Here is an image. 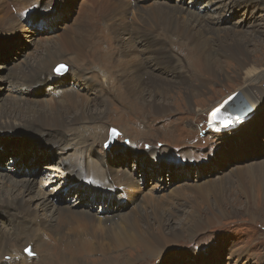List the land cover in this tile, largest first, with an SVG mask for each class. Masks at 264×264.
<instances>
[{
  "label": "bare ground",
  "instance_id": "obj_1",
  "mask_svg": "<svg viewBox=\"0 0 264 264\" xmlns=\"http://www.w3.org/2000/svg\"><path fill=\"white\" fill-rule=\"evenodd\" d=\"M5 1L10 3L9 0H0V11L2 12L6 10ZM212 1L205 4L206 9L204 8L203 12L193 13L181 9L180 6L169 8L168 5L158 1L154 6L147 7V2L144 0H139L137 3L136 0L135 3L131 0H85L80 7L81 13L85 14V18L79 20L82 29L76 34H65L56 47L47 45L43 56L40 55L42 58L38 61L35 59L36 62H32L33 64L27 63L24 69H21L19 73H11L6 80L16 88L21 99L7 106V109L2 112L0 131L9 133L20 131L14 133H21L20 135L31 134L26 130L35 131L43 140L46 139L50 144L61 147H57L59 150H69L75 153L79 151L85 156L86 152L92 151L97 142L104 143L105 136H107L104 130L107 127L103 126L105 128L102 129L100 126V123L103 125L107 123L104 117L108 115L111 104L109 100L104 99L105 94H111L109 90L106 91V83L117 92L119 101L128 102V105L136 110L164 114L173 109L172 102L176 101L186 103L185 100H187L186 104L190 108H195L198 102L204 101L203 97L206 96L210 81L220 82L221 76L229 79L223 64L227 66L234 64L240 72L239 77H242L241 87L237 91L241 100L235 104L237 106H233L239 97L237 95L236 99L234 98L228 104L224 103L221 107L229 106L238 115L240 122L233 126L234 129H226V132L221 134L226 140V146L223 149L225 153H229V148H240V145L232 146L230 141L233 138L230 137L238 136L241 141L247 135L250 137L258 135L251 125L252 120L249 124L245 117L249 114L255 117L257 113H264V108L262 109L264 98L255 92L258 88L256 85L259 87L264 85V64L251 57L249 48L252 43L251 32L250 37L241 38L240 35L246 33L243 26L240 31L236 32L226 29L223 22L231 18L232 9L242 7L249 9L254 2L257 3L256 9L260 5L264 12V4L261 0H230L228 4H225V0H222V4L216 5L218 11L212 5ZM65 3L66 0H57L59 5L56 8L52 7L50 2L51 8L42 9L38 19L30 17L29 11L15 16L13 12L8 13L7 16L0 18V37L17 38L19 32H22L25 27L24 23L48 25L52 19H55L57 10ZM64 9L67 8L64 7ZM47 13H52L50 19L44 18ZM171 13L173 18L166 17V14L172 15ZM128 14L134 15L131 19L133 24L127 22ZM250 27L253 28L252 37L263 34L257 20H253ZM45 34L49 33L45 32ZM3 39L0 38V43H8V41H2ZM122 41H124L123 46ZM65 60L69 64V73L72 77L66 82L56 77L54 69L57 64ZM190 63L195 70L188 67ZM156 68H162L163 71L159 72ZM107 70L111 71L110 77V72H106ZM97 73L103 74L102 80H98ZM172 75L173 77L169 78ZM145 76L148 77L146 81ZM77 80H81V86L87 93L78 91V87L81 86L75 85ZM146 82L150 86L147 87ZM176 83L185 85L188 89L180 92L179 99L172 100L165 92V87L167 91H170ZM44 84H49L47 89L52 95L50 102L36 105L31 103L29 98L21 95L22 90H31L33 87L36 88L34 95H39L38 88ZM91 91L95 92L93 97L95 100L91 96L85 97ZM121 91L126 94V97ZM169 99L172 101L170 102ZM102 106L107 108L99 111L98 107ZM213 110H218V108L211 104L209 111ZM207 117L209 122L213 123L212 117L209 115ZM153 119L154 122L157 121ZM245 121L248 124H245ZM214 124L213 127L218 125ZM239 127H243L241 132ZM124 129L128 130L125 127ZM148 131L155 133L152 127ZM148 131L132 132H135L137 138L145 141L149 136L146 135ZM117 135L111 136L112 142ZM34 150L26 148L23 151V157L26 158L33 152L30 161L35 160ZM111 150L115 152L114 148ZM131 151V153H136ZM10 153L14 156L9 166L16 165L12 167L11 171H14L19 167V161L22 160L20 159L22 152L12 150ZM4 154H9L8 150H0V160ZM123 154H125L124 150L113 153L111 162ZM151 155L157 161L159 158H166L156 149H151ZM249 155L251 156L250 153ZM105 157L93 160L85 156L83 163L79 162L77 165L73 157L71 165L58 166L59 173L55 175V182L60 184L59 191L65 189L64 183L70 174L75 176L76 181L78 177L81 183L67 188L65 192L62 191V196H58L55 200L53 197H48L42 190L39 191L40 189L36 190L32 187L28 178L18 181L14 178L13 172L7 175L0 173V215L4 216L0 220V264H91L84 256L114 251L121 253L124 248H130L129 253L123 252L117 259L105 257L97 264H131L133 258L128 257V254L135 253L139 257L143 255L158 258L161 251L171 244L170 237H180L181 233L168 225L170 218L165 220L162 217V208L157 199L143 194L141 184L138 183L140 179L135 174L132 175L121 168L110 167ZM69 160L68 157L63 158L62 165L63 162ZM135 162L139 160L136 159ZM150 165L148 164L149 167ZM148 166L144 162L143 167L145 168L142 167V172H148L146 169ZM148 170L150 172V169ZM86 179L96 181V184H100L107 190L123 188L122 196L128 197L134 186H138L140 189H138V200H133L134 206L129 209L124 208V212L119 208L120 213L112 208L116 205H109L101 198L109 210L100 213L103 204L97 206L99 197L94 204H83V201L90 199L88 194H91L83 192L82 181ZM40 180L41 186L48 185L45 176ZM157 187L159 184H155L153 188ZM75 191L76 202L68 204L69 195ZM246 192L250 195L252 190L247 188ZM179 193L180 191H175V195ZM107 196L110 203H115L112 195ZM147 208L151 209V214L147 212ZM141 218L146 221L145 226L139 225L138 221ZM3 221L9 224L8 228L2 225ZM209 224H214L212 217L199 221L197 227L204 229L209 227ZM27 248L33 250L34 257L25 255L24 251ZM28 253L30 254L29 251ZM35 257L38 258L37 262L32 260ZM7 258L9 260H6Z\"/></svg>",
  "mask_w": 264,
  "mask_h": 264
},
{
  "label": "rangeland",
  "instance_id": "obj_2",
  "mask_svg": "<svg viewBox=\"0 0 264 264\" xmlns=\"http://www.w3.org/2000/svg\"><path fill=\"white\" fill-rule=\"evenodd\" d=\"M23 1V5L26 4L18 9L20 13H26L31 10L32 0H27V2L26 0ZM37 1L39 2V9L46 7L45 4L47 0ZM84 1L85 0H66V3L55 13V15L58 13L55 19H52L48 25L40 26L39 24L24 23L25 27L22 32H19L17 38H9L10 36L0 37L12 41L6 44L0 43V67H2L0 68V118L2 112L7 109V106L21 99L17 91V94H14V91L8 89V87L13 86L6 82L11 73H19L21 69L25 68L27 63L33 64L38 61L39 58H42L41 56H43V52L46 50L47 45L56 47L58 43L63 40L65 34H76L78 30H81L82 28L79 20H83L85 14L81 13L80 7ZM157 1L168 5L169 8H177L180 6L183 10L200 13L201 11L203 12L205 4L211 0L197 1V4H199L197 7L195 6V0H147L145 2H147V7H150L157 4ZM221 1L222 0L212 1L215 3L214 7L218 11L219 9L216 4L219 6L222 4ZM261 1L264 4V0ZM229 2L230 0L224 1L225 4ZM13 4L14 2L5 3L6 10L4 12L0 11V18L7 16V14L11 12H13L14 16L17 14V9L14 7L15 4ZM58 5L57 0H54L52 7L57 8ZM256 5L257 3L253 2L249 9L247 7L232 9L230 14L231 18L223 22V25L226 29L236 32L237 30L240 31L243 26L242 28L246 30V33L241 34V38H248L250 36L252 38V43L249 45L251 57L260 60L264 64V46H260L264 45V12L261 10L262 7L260 5L258 9H256ZM64 7L67 9H64ZM133 16V14H128V23L133 24L131 20ZM166 17L173 18V14H166ZM171 20L175 21L174 19ZM253 20H257L260 24L263 32L261 36L257 35L256 37H252L254 35L252 33L253 28L250 26ZM137 23L140 24L139 21H137ZM43 28L45 31L40 32V29ZM45 32L51 35L49 36V34H45ZM12 36H14V34ZM49 37L51 38L49 39ZM123 42L124 41H122V46ZM219 56L222 57L221 55ZM60 65L66 68V72L62 75L55 71L56 77L64 79L66 82L68 78H72L70 75L66 76L67 73H69V64L67 60H65V62L57 64L54 69ZM223 65L229 75V79H224V76H221L220 82L210 81L208 91L206 90V96L203 97L204 103L198 102L195 108H190L189 105L186 104L187 100H185L186 103L180 101L172 102V106H174L173 109L168 110L164 114H154L152 111L146 112L143 110H136L133 106L128 105V102L119 101L117 92L113 91L109 84L106 83V91L109 90L108 92L111 94H105L104 99L109 100L111 104L107 112L108 115L104 117L107 123L105 125L100 123V126L102 129L107 127V129H104L105 135H107L105 138L107 140L104 138V143L102 141L97 142L92 151L96 149V152H102L104 147H110V149L119 148L120 150H124L125 154L115 158V161H113L116 162V164L113 165L114 168H121L132 175L135 174L139 179H148L151 175L157 177L153 182L159 184V187H157L158 191L155 194L148 192V189L154 187L151 185V180L142 183L140 185L141 190L145 196H152L157 199V202L162 208V217H164L165 220H167L166 218H170L168 225L181 233L178 238L170 237L171 244L161 251L158 258L150 256L144 257L141 254H139L141 255L139 257L135 253L132 255L128 254V257L133 258L131 264H264V113H257V116L254 117L253 115L252 118H248L247 120L249 124H251L250 121L252 120L251 125H253L258 135L252 137L247 135L241 141H239L238 136L230 137L233 138L230 141V143L233 144L232 146L240 145V148H229V153H225L223 150L226 146V140L223 138L224 135H216L210 131L208 124H206L208 121L207 115L212 112L209 111L211 104L219 108L230 96L237 93L242 84V77H239L240 72L236 65ZM188 67L195 70L191 63L188 64ZM156 69L159 70V72L163 71L162 68ZM106 72H110V77L111 71L107 70ZM97 75L99 77V79L97 77L98 80L103 79L102 73H97ZM145 77L144 80L146 81L148 77ZM172 77L173 75L169 78ZM67 83L70 84V82ZM145 84L147 87L150 86L147 82ZM75 85L81 86V80H77ZM48 86L49 84L40 86V89L38 88L39 92H43L47 96V94H49L47 89ZM256 86L258 88L255 92L264 98V85H260L261 87L258 85ZM187 89V86L178 85V83H176L170 91H167L165 87V92H167L172 100H175L177 98L179 99L178 96L180 92H185ZM25 91H27L25 96L29 98L31 103L36 105L42 104L43 102H50L52 99L50 97H43L45 95L38 97L40 94L34 95L36 91H29V89ZM78 91L84 94L87 93L85 88L83 89V86L78 87ZM259 92H261V94ZM94 93V91L93 93L91 91V93H88L85 97L89 98V96H91V98H93ZM121 93L126 97L123 91H121ZM239 97L236 103L234 102V105L232 104L234 107L237 106L235 104H238L241 100V96ZM93 99L95 100V98ZM171 99H169L170 102L172 101ZM131 103L133 104V102ZM93 104H95L94 101ZM106 108L107 107L102 106L98 107V110H105ZM263 108L262 106V109ZM153 118L157 119V121L154 122ZM245 124L248 123L245 121ZM124 127L128 130H125ZM150 127L155 130L154 134L148 131ZM238 129L241 132L243 127H239ZM112 130H116L118 133L114 142L111 141ZM136 130H138L137 133H139V131L143 133L144 131H148L146 134L149 135L148 139L142 141L137 138L135 132H132ZM26 131L31 134H36L35 131ZM125 131H127L126 135ZM10 132L19 133L20 131ZM0 133L9 132L0 131ZM249 133H251L250 129ZM45 141L48 142L46 139ZM151 149H156L159 153L162 152L163 156H166V158L162 157L157 161V159L151 155ZM131 150L136 153H131ZM11 151L12 150H8L9 154H4V156L1 157V174L7 175L13 172L15 175L14 178L18 181L28 178L32 187L36 190L40 189L39 191L42 190L48 197H53L54 200L57 199L58 196H62V189L60 191L58 190L60 184L54 187V184L50 185V183H48V187L50 185L55 189L51 194L47 192V187L45 189L40 185L42 183L40 178L48 176L52 166L43 167V175H35V168L37 165L34 166L33 164L41 162L55 163L56 157L51 154V151L34 150L36 152L35 160L30 161L33 152L26 158L22 157V160L19 161V167L14 171L11 170L12 167H16V165L9 166L14 156L10 153ZM78 152L79 151H77L74 156L76 165L79 162L83 163L84 159H86L81 152ZM149 152L150 155L148 157L151 168L147 165L148 167H146V169L148 172L144 173L142 172V169L145 168L143 167V163L146 162L147 158L145 156ZM103 156H106V154ZM69 159L68 157V160ZM136 159L139 160V162H135ZM159 161L168 162L170 164V170L165 169V171L162 172L160 170ZM70 163L72 164V158L69 161L63 162V165L53 166L63 167L65 164L71 165ZM153 164H155V166H153ZM192 165H195V172L190 176L187 166L190 167ZM175 168H177V171H174ZM183 168L186 169L183 170ZM148 169H150V172ZM71 175L72 174L69 176ZM62 176L65 177L64 175ZM66 178L67 181L68 177ZM76 182V184H79L81 180L77 177ZM137 187L138 186H134V189L130 193L132 195V200L135 201L138 200V193L140 190L139 187ZM247 188L252 190L250 195H247ZM176 190L180 191L179 194H176L177 196L175 195ZM75 196L76 191L69 195L70 199L67 198V200L69 199L67 203L71 204L72 202V204H74L76 202ZM97 198L98 196L93 195L91 199H86V201H83L84 198H82V201L85 205L87 203L94 204ZM102 199H97L98 207L99 205L105 204L102 202ZM105 208L109 207L105 206ZM112 208L121 213V210L116 206ZM122 211L124 212V209ZM147 212L149 214L152 213L149 208H147ZM208 217L213 218L214 224H209V227L204 229H198V222L207 220ZM0 218V220H2L4 216L0 215ZM138 223L140 226L146 225V221L142 218L139 219ZM2 225L8 228L9 224L3 221ZM27 250L30 252L29 254L28 251H24L27 257L35 256L31 248H27ZM129 250L130 248H124L121 253H119V251H114L106 253L107 255H86L84 258L89 260L91 264H97L99 261L104 260L105 257L117 259L123 252L129 253ZM154 250L157 251L156 249ZM6 260H9V258ZM32 260L37 262L38 258L35 257Z\"/></svg>",
  "mask_w": 264,
  "mask_h": 264
},
{
  "label": "water",
  "instance_id": "obj_3",
  "mask_svg": "<svg viewBox=\"0 0 264 264\" xmlns=\"http://www.w3.org/2000/svg\"><path fill=\"white\" fill-rule=\"evenodd\" d=\"M66 69V68H65ZM66 72V70H62L60 74L63 75V73ZM220 115L218 118V122L223 126V127H230L235 125L237 122H239V117L238 115L233 112L229 106L225 107L224 109L219 111ZM117 135L116 131H112V137H115Z\"/></svg>",
  "mask_w": 264,
  "mask_h": 264
},
{
  "label": "snow or ice",
  "instance_id": "obj_4",
  "mask_svg": "<svg viewBox=\"0 0 264 264\" xmlns=\"http://www.w3.org/2000/svg\"><path fill=\"white\" fill-rule=\"evenodd\" d=\"M62 70H66L65 67H64L63 65H60L59 67H57V68L55 69V71H56L57 73H60ZM219 115H220L219 112H214L213 115H212V119H213L214 121H218ZM113 131H115V130H113ZM106 146H107V145H106ZM26 251H28V250L26 249Z\"/></svg>",
  "mask_w": 264,
  "mask_h": 264
}]
</instances>
